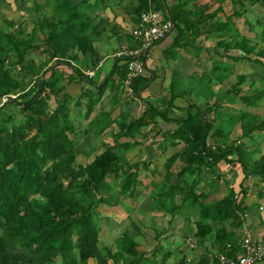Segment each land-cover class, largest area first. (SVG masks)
Here are the masks:
<instances>
[{
  "label": "trees",
  "instance_id": "trees-1",
  "mask_svg": "<svg viewBox=\"0 0 264 264\" xmlns=\"http://www.w3.org/2000/svg\"><path fill=\"white\" fill-rule=\"evenodd\" d=\"M105 1L97 0V3ZM193 1L169 4L166 0H138L134 11L140 19L145 9L161 10L174 21L175 28L184 32L182 25L192 29L205 16L201 8L188 7ZM225 1L207 0V10L218 4L207 15V31L229 34L236 27L233 20L244 17L254 1L264 10V0H230L231 12L226 14ZM12 4L16 9L19 7L17 0ZM33 4L37 17L30 31L24 30L22 22L7 17L3 18L5 26H0V264L58 261L60 264H152L145 257L149 253L138 248V242L128 230L116 241V250L102 244V226L97 218L103 219L98 211L100 204L119 205L136 196V187L141 182L139 163L130 164L119 149L127 150L139 142L138 137H148L150 134L144 127L157 125L158 119L174 123L172 129L162 131V137L179 149L166 159L162 181L154 182L150 197L155 200V208L173 218L180 214L184 220L193 222L196 237L214 236L219 252L225 251L229 242L237 245L233 228L242 226L243 215L251 208L246 205L244 182L250 177L264 181V153L254 159L255 149L237 142L264 132V114L239 111L241 136L234 141L229 128L234 127L236 119L233 124L231 120H223L226 113L220 106L231 100V92L245 106L257 105L264 98V85L239 95L238 91L235 93V84L225 97H211L212 102L206 100V109L217 111L214 118L204 117L206 109L193 103L186 107V116L181 118L169 116V108L162 109L152 103L147 104L139 117L131 118L123 112L116 119L109 112L92 116L95 107L107 96V89L119 82L123 84L127 65L116 59L106 78L89 77L82 67L97 69L102 60L95 43L97 16L74 0H33ZM256 25L263 27L259 36L264 41V22L258 19L252 28ZM227 37L218 43L224 53L233 60H254L264 73V61L259 59L264 57V47L259 49L245 35L241 39L236 33ZM31 52L45 58L38 61ZM251 54L256 56L251 58ZM79 55L83 56L81 65L76 63ZM143 56L146 61V53ZM153 77L152 74L133 78V93L144 99ZM261 78L264 79V74ZM240 79L238 85L247 80L246 75H240ZM72 81H85L77 97L65 91L66 83ZM87 83L96 88V93ZM53 96L57 98L55 108L50 104ZM73 107L80 109L83 120L90 119L86 132L99 139L115 121L119 126L112 134L115 143L104 142L99 153L98 148H93L95 154L89 161L77 159L75 137L82 128H76L71 114ZM19 115L20 120L13 122ZM122 137L133 138L134 142H120ZM228 163L241 166L244 174L241 190L237 194L229 188L222 198L210 199V190L225 176L222 169ZM204 171L210 174L209 179ZM130 222L133 224V218ZM227 222H230L228 226ZM135 230L138 234V229ZM203 260L207 263L206 257ZM215 262L220 264L216 258Z\"/></svg>",
  "mask_w": 264,
  "mask_h": 264
},
{
  "label": "crops",
  "instance_id": "crops-1",
  "mask_svg": "<svg viewBox=\"0 0 264 264\" xmlns=\"http://www.w3.org/2000/svg\"><path fill=\"white\" fill-rule=\"evenodd\" d=\"M21 1L24 2L27 0ZM166 1L169 4H173L178 3L180 0ZM11 2L13 3V0H0V14H5L6 16L7 14L14 15L15 13H17V11H19V7L16 9V7ZM74 2L82 4V8L84 10L97 16L98 26L96 32L94 33L96 34L95 43L100 54L102 55L101 61H103V65L96 70L94 76H99L100 79H104L110 74L112 65L115 62V59L112 57V54L114 52L124 49H136L140 46L139 41H137L131 34L132 29L136 26V24L139 23V16H137L134 11L135 7L138 5V0H117V3L112 0H106L105 3H97V0H74ZM17 3L19 4L20 0H17ZM206 3V0H201L198 4L200 6L196 5V7H200L202 9L203 13H205L203 19L207 20ZM205 21H203L201 25H199V28H192L190 29V31H188L187 34L192 32V38L188 37V35L184 36V32H181L174 27V29L171 30L164 39L149 48L146 59L147 70L145 74H143V76L150 77L153 74L154 77L147 89V93L144 96V99L138 97L134 93L129 94V90L126 86H124V83L121 84L119 82V84L110 86L107 89V96L104 98L103 102L100 105L95 107L92 116L100 114L101 112H109L111 114V118L116 119L123 112L131 118L139 117L146 109L147 104L152 103L153 105L158 106L162 109L169 108V116L181 118L186 116V107L190 103H193L199 106L202 110H205L206 105L205 109L203 108L204 104H206V100L212 99L211 97L218 99L225 97L224 95H221L222 92L219 91L222 88L221 85H218L216 87L218 80L221 84L223 80L221 81V78H216V75H213L216 77L213 78L214 80H210L209 85H207L206 91H204L203 93L204 95L201 94L200 91H198L197 93L196 91L193 92L192 90H189L191 89L190 86L188 87V90L182 89V85H187L190 82L189 80H191L190 78L194 77L195 67L197 66L195 64L196 60L198 61L199 65L203 66L207 61V67L209 66L208 69H210V67L211 69L218 68L220 65L214 66L213 64L210 65L208 62L212 61L213 59H218L221 56L222 57L219 60L225 61L229 65H233L234 63L233 59L226 53H224L222 47H220L218 44L219 40L222 39V37H220V32L207 31V23H204ZM179 31V42H175ZM210 40H212V42ZM217 46L219 47V51H215V48ZM213 49L215 52L213 51ZM190 51H195L197 55L193 57ZM238 53L239 51L236 50V54ZM82 59L83 56L79 55V58L76 60L77 65L82 64ZM241 60L243 61V58L235 60L233 67H236V69H238L237 66L239 65V63H241ZM82 68L83 71H86V69H94L87 66H83ZM237 73L239 76L244 74L240 72ZM222 75H225L222 78L229 80L231 83L235 82L232 78L233 76L230 74L228 75L226 70L223 73V68L219 70L218 77H221ZM246 78L249 77L246 76ZM180 84L181 87L179 86ZM86 86L94 93H96V88H94L92 85H89L87 83ZM224 87L226 88L227 86ZM82 88V83L72 81L70 83H66L65 91L74 96V92H77L78 89L81 93ZM175 93L177 94L176 97H174ZM187 93H189V99L186 100L184 99V94L187 97ZM192 99H194V101H192ZM212 101L213 99L211 100V102ZM260 101L262 102V100ZM185 103L187 104L186 107ZM226 103H228V101L222 102V105L220 107L222 109H231V106L227 105ZM82 110H84V108ZM73 113L74 111L72 108V117ZM77 113L80 115V109ZM206 113L210 118H214L217 111L206 109L204 111V114ZM89 120L90 119H88L87 121L84 120L85 124L82 129L79 125H76V128L78 130L81 129V131H79L77 135L79 141L77 143L78 145H85L86 147L81 151V153L77 151V159L82 162L86 161V159L80 160V158L89 157L91 154L88 153V150L90 148H95L94 145H96V143L98 146H105L104 142L107 144H114L115 142L112 134L119 130L117 121H115L111 126L106 128L105 132L99 139L93 133L86 132L85 127ZM157 121V125L151 123L149 126L144 127V130H146L147 133L150 134L148 135V137L145 138L143 136H140L137 138L139 142L133 144L131 148L127 150L119 149L120 155L126 158L130 164L135 162L139 163V169L141 170L142 168V170H144L142 171L144 172L142 173V175L150 176L153 180V185H155L154 182L160 183L162 181L165 174L164 163L166 159L172 154L168 155L167 158L163 159L162 161H160L161 157L156 158L155 155L150 156V154L154 152V147H159L164 143H168V141L162 137V131H167L168 129H172L174 127L173 122H166L162 119H158ZM168 124L171 125V127H168ZM78 136H80V138ZM127 140L130 142H134L133 138L122 137L119 139L120 142H125ZM81 142H83V144H79ZM103 149L104 148L102 147V150ZM251 149H255L254 146L251 147ZM257 149L258 148H256V150ZM99 150L100 149L97 150L98 153L102 151ZM256 150L255 153L257 152ZM149 151L150 154H148ZM92 152H94V149ZM263 153L264 152H259V154H254V159L260 158ZM93 157L94 154L90 158V160ZM158 163H160V166H158ZM161 164H163V166H161ZM229 167V169H222L225 176L222 177L221 181L214 188L211 187L212 189L210 190V199H219L227 194L226 191L220 195L223 187L221 183L227 184L228 189L233 188L237 194L240 192V184L244 177V174L241 171V166L239 163H232ZM226 176H229L230 179L228 180ZM232 180H234L235 182L233 183ZM142 183L143 178H141V182L138 186V189L141 188V190L139 193L137 192L136 196H138L139 194L144 195L145 192H147L144 199L146 200L148 197H150L153 186L150 184L145 185L144 183V185H142ZM244 185L247 189L246 205L251 206V208L247 210V215H243L244 218H242V226L233 228L232 232L235 234V236H237V239H239V237L246 231L251 232L254 235H259L264 232V199L260 197H264V181L262 179L250 177V179H247L244 182ZM148 188L150 190H147ZM253 189H256V191H253ZM149 204L150 207L148 208L147 206ZM117 205L118 204L112 206L107 204H100L98 207V210L100 211L99 214L101 215V217L104 214H106V216L108 217L112 214L117 216L118 212L115 208V206ZM111 208L112 210H116L112 211ZM145 210H151L152 217L160 218L161 220L158 225L162 226L159 229H156L155 227L154 233H152L151 235L148 234V236L145 237V233L141 231L142 229L135 224L136 220H133L132 226L138 229V234H133L130 231L128 232L138 242V248L143 252L149 253L148 255H145L146 258H152L155 262L161 263L162 260H164L165 256L169 254V256L166 258V261L164 263L162 262V264H181V262H184L182 264H217L215 262V258L216 254L219 253V249L217 244L215 243L214 236L203 239L196 237L193 233V227L195 226L193 222L184 220L180 214L175 215V217L173 218L169 214L164 213V211L152 207L150 202H147ZM153 211H155V213H153ZM168 216H170L171 219ZM167 217L170 220H168L170 224L174 222L172 228L169 227ZM229 223L230 222H227L226 225L228 226ZM160 229H164L165 231L161 232V234L155 232L156 230ZM120 236H118V238ZM139 236L144 238V249L140 244L141 241L138 238ZM113 249L116 250V242ZM214 249H216L217 252L212 251ZM154 253L155 256L153 257L152 255ZM204 257H206L207 263L204 262ZM256 264H264V260Z\"/></svg>",
  "mask_w": 264,
  "mask_h": 264
},
{
  "label": "rangeland",
  "instance_id": "rangeland-1",
  "mask_svg": "<svg viewBox=\"0 0 264 264\" xmlns=\"http://www.w3.org/2000/svg\"><path fill=\"white\" fill-rule=\"evenodd\" d=\"M38 1H41V0H38ZM200 1L201 0H194L193 2L188 4L189 5L188 7L189 8H192V7L193 8L194 7L200 8V7H196V5L200 6V5H198L200 3ZM183 2H184V0H183ZM206 2H207V0H206ZM190 6H192V7H190ZM217 6H218V4L214 5L211 9H208L207 15L212 13L211 11H213ZM223 6H224V11L226 12V14H229L231 12L232 1L226 0L223 3ZM234 8H235V6H234ZM13 9H14V7H13ZM221 16H223V14ZM6 17H7V19H13L16 22L17 21L22 22L24 30L30 31L31 28L34 26L35 19L37 17V13H36V10H35L34 4H33V0H27L24 2H22L20 0L19 11H17V13H15L14 15L7 14V16H6L5 14H0V26H5L3 23V18H6ZM258 19H261V21L264 22V10L261 7L260 3H258V2L255 3V1H254L252 3V5L249 7V11L246 13V15L244 17H241V18L236 17L233 20L235 23V26H236L235 29L233 31L229 32V34L228 33L225 34L226 32H220V37H222V39H223L225 36H230L232 34L234 35V33H236V37L241 39L245 35L246 37L251 39L254 43H257L258 48L261 49V47H264V41L262 40V38L259 35L261 34V30L263 27L256 25L257 26L256 28H252V24L256 23V20H258ZM205 20L206 19L201 20V23ZM201 23L197 24L194 28H199V25H201ZM204 23H207V20ZM182 27L184 29V36L188 35V37L192 38V32L187 34L188 31H190V29L185 28L183 25H182ZM210 41L212 42V40H210ZM216 50L219 51L218 46L215 48V51ZM213 51H214V49H213ZM190 52L193 55V57L197 55L195 51H190ZM230 53L231 52H229V54ZM31 55H33L38 61L43 57L45 58V56L41 55L40 53H32L31 52ZM255 56H256L255 54L250 55L251 58H254ZM221 57L218 59H213L212 61H210L208 63L210 65L213 64L214 66L220 65L219 68L220 69L223 68V73L226 70L228 75L230 74L233 76L232 78L235 82L231 83L229 80L222 78L225 75L218 77V75H216V73H219V71L218 70L216 71L215 69H211V67H210V69H208L209 66L207 67V61H206L205 65L203 66V65H199L198 61L196 60L195 64L197 66L195 67L194 77L190 78L191 80H189L190 82L187 85H185V86L182 85V89L188 90V87L190 86L191 89H189V90H192L193 92L196 91L197 93H198V91H200L201 94H203L204 91H206L207 85H209L210 80L211 79L214 80L213 78H215L216 76H217L216 78H218V79L221 78L220 79L221 81L223 80L222 84L218 80L216 87L218 85H221L222 88L219 91L222 92L221 95H224V96H226V94L228 92H231V90H232L231 87L234 86L235 84H236L235 88H237V89H235L234 87L233 88L235 89V93H237V91L239 92V95H243L245 93L249 94L251 90H253L255 88L261 89V87L264 85V79L261 78V76L264 73L260 72V70L258 69V66L254 60H250L248 58H243V61L241 60V63H239V65L237 66L238 69H236V67H233L235 60H233V62H234L233 65H229L225 61L219 60V59H221ZM259 59L264 61V57L263 58L259 57ZM89 70H93V69H88V70L86 69V71H89ZM237 72L244 73L247 77H249V78H247L248 80H246L243 84L240 83L238 85V82L241 81V79H240V76L238 75ZM95 73H96V71H95ZM213 75H216V76H213ZM82 84L84 85L85 81H83ZM179 86L181 87V84ZM224 86H227V87L225 88ZM227 88L229 89V91H227L228 90ZM79 94H80V90L77 89V92H74V96L77 97ZM231 94H232V95H230L231 100L228 103H226L227 105L231 106L230 107L231 109H223L226 114H225V116L222 115V117L224 118L223 120H225V121L231 120L232 124L235 122V119H236V123H235L234 127H232V128L230 127L229 129L231 131L230 138L234 139V141H237L240 139V136H241L240 121L237 120L238 114L240 113L239 111L243 110V111H249V113H254V114H264V98H263L262 102L259 100L260 103L257 105L245 106V104L240 100L239 97L236 96V98H234L233 92H231ZM186 95H187V97L184 94V99L187 100V99H189L188 98L189 93H187ZM234 99H235V101H233ZM227 100H229V99L227 98ZM192 101H194V99H192ZM196 101H198V100H196ZM50 104H51L52 108H55L57 106V98L53 96L50 100ZM205 105L206 104H204L203 109H205ZM186 106H187V104L185 103V107ZM73 111H74V113H73L74 122L76 123V125H79L82 128L84 126L85 122H84L83 118L77 113L79 111V108L73 107ZM234 115H235V118L233 117ZM204 117L210 118L209 116H207V113L204 114ZM20 118H21L20 115L15 116L12 121L18 122L20 120ZM167 126L171 127V125H169V124ZM78 137L80 138V136H78ZM75 139H76V146H77L78 145L77 142H79L77 136L75 137ZM240 143L246 145V147L249 149H251V147H253V146H254L255 150H256V148H258L256 150L257 152L255 154H259V152L262 153V152H264V132H262V133L256 132L255 135L246 136L237 142V144L241 145ZM79 144H83V142H81ZM94 147L102 150L103 146H101V145L98 146L96 143V145H94ZM85 148H86L85 145H78L76 150L79 153H81V151ZM178 149H177V147H174L168 143H164L162 146L154 147V149H153L154 152L152 154H150V151H151V149H150L148 154H150V156L155 155L156 158L161 157L160 161H162L163 159L167 158L168 155L173 154ZM88 151H89L88 153L91 155L89 157H86V158L81 157L80 160H83V159H86V161L90 160V158L93 156V154H95V152H92L93 148H90ZM157 160H159V159H157ZM158 166H160V163H158ZM161 166H163V164H161ZM224 168L229 169L230 167H226L224 165L223 169ZM142 171H144V170H142V168H141V170L139 171V179L143 178V183L145 185L150 184L153 187H155V185H153L152 178L150 176L142 175V173H144ZM203 173L205 176L208 175L207 178L209 179L210 174H207V171H204ZM226 178L228 180L230 179L229 176H226ZM109 179L112 181L113 177L110 176ZM248 179H250V178H248ZM232 182L234 183L235 181L232 180ZM143 183H142V185H144ZM221 184L223 187H222V191L220 192V195L226 191H227L226 193H228L229 189H228L227 184H223V183H221ZM138 186H139V184L136 187V193L137 192L139 193L141 190V188L138 189ZM147 190H150V189L148 188ZM253 191H256V189H253ZM146 194H147V192H145L144 195L139 194L138 196H135L133 198L125 199V202L123 201L119 205L115 206V208L117 209V212H118L117 216L112 214V215H109V217H108V216H106V214H104L102 216L104 219L101 221L99 220L100 216L97 218L99 225L102 226L101 232H100V238H101L102 244H107L108 246H111L112 248H114V245H115V242H116L118 236L122 235L123 231L126 229H128V231H130L131 233L135 234L136 230L132 226V224L130 222V218H133V220H136L135 224L139 228L142 229L141 231L143 233H145V235H144L145 237H147L148 234L151 235L152 233H154L155 227H156V229H159L162 226V225H158V223L161 220L160 218L152 217L151 216L152 211L151 210H145L147 202H150L151 206L157 207L153 197L152 198L148 197L146 200H144ZM250 196H254V195H250ZM260 197H262L264 199L263 196H260ZM128 201H129V203H128ZM102 207H105V206H102ZM147 207L149 208L150 204ZM116 209L112 210V208H111L112 211H115ZM106 212H109V211H106ZM106 212H104V213H106ZM153 213H155V211H153ZM129 214H132V215H129ZM170 216H168V217H170ZM168 217H167V221L169 220ZM95 218H96V216H95ZM170 219H171V217H170ZM169 221H168L169 227L172 228L174 225V222H172L170 224ZM105 222H107V223H105ZM103 223H104V225H103ZM166 225H167V222H166ZM164 231H165L164 229H160V230H156L155 232L158 234H161V232H164ZM138 238L141 241L140 244L143 246L142 248L144 249V247H145V245L143 244L144 238L141 236H139ZM212 251L217 252L216 249H214ZM147 259L151 260L152 264H157V263H155V261L152 258H147ZM56 264H60V261H58Z\"/></svg>",
  "mask_w": 264,
  "mask_h": 264
},
{
  "label": "built area",
  "instance_id": "built-area-1",
  "mask_svg": "<svg viewBox=\"0 0 264 264\" xmlns=\"http://www.w3.org/2000/svg\"><path fill=\"white\" fill-rule=\"evenodd\" d=\"M174 27V21L171 18H166L161 10L145 9L140 14L139 24L131 32L133 37L139 41L140 46L136 49H124L112 54L115 60L121 59L120 63L127 65L128 73L123 83L128 88L129 94H133L131 88L133 78L145 74L147 70L143 54L147 55L149 48L164 39ZM102 65L103 61H100L97 69ZM97 69L85 73L92 77ZM6 100L7 98L4 97L3 102ZM226 166L229 167L230 164L228 163ZM247 214L248 212L245 213V215ZM236 244L229 242L225 251L216 254V259L220 264H256L264 260V232L254 235L246 231Z\"/></svg>",
  "mask_w": 264,
  "mask_h": 264
}]
</instances>
